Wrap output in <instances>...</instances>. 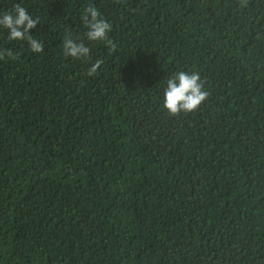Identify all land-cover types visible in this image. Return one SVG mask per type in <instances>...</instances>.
Masks as SVG:
<instances>
[{
  "label": "trees",
  "instance_id": "obj_1",
  "mask_svg": "<svg viewBox=\"0 0 264 264\" xmlns=\"http://www.w3.org/2000/svg\"><path fill=\"white\" fill-rule=\"evenodd\" d=\"M0 264H264V0H0ZM94 4L116 44L90 42ZM67 32L91 48L64 57ZM103 61L95 76L91 63ZM198 72L194 112L162 107Z\"/></svg>",
  "mask_w": 264,
  "mask_h": 264
},
{
  "label": "clouds",
  "instance_id": "obj_2",
  "mask_svg": "<svg viewBox=\"0 0 264 264\" xmlns=\"http://www.w3.org/2000/svg\"><path fill=\"white\" fill-rule=\"evenodd\" d=\"M241 8L248 5V0H237ZM81 21L86 29L84 35L90 42H102L110 49H115L116 44L109 36L112 25L102 17L99 9L94 4H86L81 12ZM39 23V17H33L20 3H16L10 11L0 13V27L7 30L8 41H25L33 53L44 51V44L32 35V29ZM64 57L75 60H86L90 57L91 48L83 40L73 38L67 32L62 41ZM6 58L16 60L19 53L11 48H0V60ZM103 61L97 59L88 67L87 76H95ZM208 93L204 90V82L198 72L179 71L174 73L166 82L163 92L162 107L170 116L196 111L205 101Z\"/></svg>",
  "mask_w": 264,
  "mask_h": 264
}]
</instances>
